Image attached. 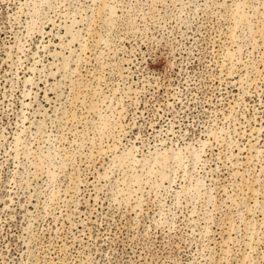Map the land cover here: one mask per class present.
<instances>
[{
	"label": "rangeland",
	"instance_id": "374dc122",
	"mask_svg": "<svg viewBox=\"0 0 264 264\" xmlns=\"http://www.w3.org/2000/svg\"><path fill=\"white\" fill-rule=\"evenodd\" d=\"M0 264H264V0H0Z\"/></svg>",
	"mask_w": 264,
	"mask_h": 264
}]
</instances>
